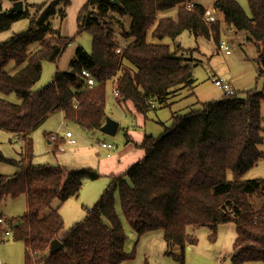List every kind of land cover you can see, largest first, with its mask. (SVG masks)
<instances>
[{
  "label": "trees",
  "instance_id": "obj_1",
  "mask_svg": "<svg viewBox=\"0 0 264 264\" xmlns=\"http://www.w3.org/2000/svg\"><path fill=\"white\" fill-rule=\"evenodd\" d=\"M25 0H0V34L18 20L29 16L27 8L15 13L5 9ZM89 0L78 16L79 33L92 37V52L82 47L66 72L56 71L53 80L34 91L43 63H57L74 39L64 38L51 19L66 12L61 1L51 3L32 20L24 33L0 42V130L23 140L19 160L0 163L16 168L11 175L0 174V237L10 235L25 246V264H122L134 259L126 252L127 233L116 209V195L127 224L141 237L162 231L167 255L185 264L187 246L196 239L188 227H209L216 239L218 227H236L232 264H264V178L243 180L259 160H264L261 104L264 92L226 95L202 104L199 110L172 116V125L154 138L146 135L142 160L125 173L112 177L111 184L86 218L67 231L53 203L78 197L85 180H97L90 168L67 169L60 165L34 164L31 133L54 113L65 122L87 132L99 131L106 123L107 85L119 92V102H131L135 112L146 117L154 104L166 106L168 99L195 79L191 60L178 56L162 41L176 42L187 31L196 38L221 42L220 22L206 23L205 8L194 0ZM65 9L69 1L63 2ZM193 4L192 9L187 5ZM247 14L237 0H216L214 9L224 23L246 34L258 50L259 77H264V0H248ZM95 7L97 11H90ZM176 11V18L164 16ZM109 12L130 19L122 45L112 28L100 23ZM163 16V17H161ZM111 18V16H109ZM148 34L157 42L148 41ZM35 50H32L35 46ZM121 49L120 53L117 50ZM13 64V67L10 66ZM73 71V73H72ZM83 71L95 86L88 85ZM15 95L16 101L9 99ZM51 135L46 137L51 140ZM54 142H62L57 137ZM232 175V180L228 175ZM26 196L27 210L7 218L1 207L7 198ZM7 236V235H6ZM59 239L63 249L54 255L50 244ZM178 248L179 255L173 250Z\"/></svg>",
  "mask_w": 264,
  "mask_h": 264
},
{
  "label": "rangeland",
  "instance_id": "obj_2",
  "mask_svg": "<svg viewBox=\"0 0 264 264\" xmlns=\"http://www.w3.org/2000/svg\"><path fill=\"white\" fill-rule=\"evenodd\" d=\"M61 1L58 9L66 12L65 18L60 16L51 19V25L55 29H60L64 38L74 39L66 48L57 63H43V71L40 80L35 84L33 90L36 91L49 84L56 71L69 70L72 62L76 58V50L82 47L87 53L92 52V37L87 32L79 33L78 16L87 1L83 0H25L24 6L28 10L27 18L16 21L9 30L0 34V42H3L14 35L27 31L32 24V20L42 14V12L53 2ZM69 1L70 5L65 9L63 2ZM216 0H194V3L207 9H214ZM247 14H250L248 0H237ZM5 2V5H8ZM13 7V6H12ZM11 7V8H12ZM213 7V8H212ZM90 11H97L91 7ZM111 16V18L109 17ZM176 13L168 17L176 18ZM215 22L221 24V41L227 42L231 53L227 55L220 50V44L208 41L203 38H196L191 33L183 32L176 42L169 39L162 41L172 49L179 43L181 50L178 56L189 58L192 65V72L195 83L192 88H185L171 96L166 106L154 104L155 110L146 117L137 114L131 102H119V97L113 93L112 83L107 86V117L119 123L121 129L114 136H109L100 131L87 132L74 123L65 122L61 114H54L43 123L33 136L35 149L34 164L36 165H60L71 169L90 168L99 174L97 180H85L84 186L78 197L71 198L63 205L55 202L52 209L58 210L64 221V231H67L78 222L84 220L98 202L104 191L111 184L112 177L107 174L108 167L114 163L119 165L125 163L124 153L128 151V140L135 133H144L158 138L167 127L172 125V116L184 115L193 110L202 108V104L219 101L226 97V92L222 87L215 85L219 80L229 84L236 95H245L248 92H264V77H259L260 63L258 61V50L255 44L248 40L243 32L231 30L223 20V17L216 10L214 11ZM214 22V23H215ZM100 23L112 28L115 37L122 45V48L129 42L123 38V34L128 31L130 19L119 17L113 12H109L105 19H100ZM224 35V36H223ZM148 41L155 43L148 34ZM221 43V42H220ZM33 46L32 50H35ZM13 67V64L10 66ZM117 98V99H116ZM9 99L16 101L15 95ZM261 114L264 118V102L261 104ZM264 138V122L262 124ZM67 132L73 134L75 145L51 143L46 137V133L54 136H64ZM113 144L117 148L112 152L114 159H107V151L102 148L103 144ZM23 140H16L6 132L0 131V150L6 158L19 160L23 152ZM63 148V150H61ZM74 148L75 150H72ZM261 151L264 146H259ZM118 151V152H117ZM137 151V150H135ZM123 160L121 163H118ZM16 168L0 163V174L11 175ZM264 178V160L250 169L243 177V180H254ZM232 180V175H228ZM116 209L121 215L127 233L126 252L134 253V259L122 264H181L166 253L167 243L164 240L162 231L149 232L139 237L127 224L121 213V205L118 195H116ZM27 210L26 196L19 198H7L1 212L4 217L17 218L22 216ZM213 231L209 227H188L187 235L196 239V244L187 246L185 251V264H232L234 242L236 240V227L233 223L222 224L218 227L217 236L212 240ZM175 255L180 254V250H173ZM0 264H25V246L22 242H16L11 235L0 237ZM250 264V263H248ZM262 264V263H251Z\"/></svg>",
  "mask_w": 264,
  "mask_h": 264
},
{
  "label": "crops",
  "instance_id": "obj_3",
  "mask_svg": "<svg viewBox=\"0 0 264 264\" xmlns=\"http://www.w3.org/2000/svg\"><path fill=\"white\" fill-rule=\"evenodd\" d=\"M83 1H87L86 2V4L89 2V0H83ZM85 4V5H86ZM196 4V3H195ZM85 5H84V7H85ZM13 6V4H11V3H9L8 5H5V3H4V8L5 9H9V8H11ZM83 7V8H84ZM82 8V9H83ZM213 8V7H212ZM81 9V10H82ZM205 9H207V8H205ZM176 13V11H172V12H170V13H168V14H166V15H164V16H170L172 13ZM161 17H163V16H161ZM231 29V28H230ZM231 30H233V29H231ZM224 36V35H223ZM157 42V41H156ZM67 70H65L64 72H66ZM173 96H176V94H174ZM117 99V98H116ZM107 107V106H106ZM54 114H56V113H54ZM54 114H52V115H50L46 120H45V122L49 119V118H51ZM57 114H61V116H62V118H63V114L62 113H57ZM106 114H107V112H106ZM118 121H119V127H118V130H117V133L119 132V130L121 129V120L118 118L117 119ZM44 122V123H45ZM40 127V126H39ZM37 130V129H36ZM36 130H34L32 133H31V136H33L34 137V133H35V131ZM0 131H2V130H0ZM4 132V131H3ZM7 133V132H6ZM116 133V134H117ZM7 134H9L10 136H12L10 133H7ZM47 134H49V135H53L52 133H46V135ZM146 135H149V134H147L146 132H144V133H135L133 136H131L130 138H129V140H128V144H129V148H128V151L126 152V153H124V156H123V160H125V163H123V165L122 164H119V165H115L114 163H112L113 165L109 168L108 167V171H107V174H109V175H111V177H114V176H118V175H121V174H123V173H125L126 172V170L130 167V166H132L133 164H135V163H137V162H139L140 160H142V158L144 157V154H145V152H144V150L140 147L141 146V144L143 143V141H144V138H145V136ZM50 136V137H51ZM59 139H61V141L62 142H59L60 144H66V139H65V137L64 136H57ZM49 140V139H48ZM34 142V141H33ZM51 143H54L53 141H51V140H49V144H51ZM56 143H58V142H56ZM105 144V143H104ZM109 144H111V143H109ZM66 145H71V144H66ZM75 145V144H74ZM113 145V144H112ZM115 146V145H114ZM103 148V147H102ZM116 146H115V148L113 149V150H108V149H105V148H103V149H105L106 151H107V159L108 160H111V159H114V156L112 155V152L114 151V150H116ZM72 150H75L74 148H72ZM135 150H137V151H135ZM118 152V151H117ZM123 160H120L118 163H121ZM64 168H67V167H64ZM67 169H71V168H67ZM84 186V185H83ZM65 203V202H64ZM64 203H62V205L64 204ZM58 210H59V208H58ZM251 264V263H250Z\"/></svg>",
  "mask_w": 264,
  "mask_h": 264
},
{
  "label": "built area",
  "instance_id": "obj_4",
  "mask_svg": "<svg viewBox=\"0 0 264 264\" xmlns=\"http://www.w3.org/2000/svg\"><path fill=\"white\" fill-rule=\"evenodd\" d=\"M187 7H188V9H192L194 7V5L188 4ZM214 11L215 10H213V9H206L205 10L204 18H205L206 23H214L216 21V18L214 17ZM220 50L224 51L227 55H229L231 53L230 49L228 48L227 42H225V41H221ZM120 52H121V49H118L117 53H120ZM82 74L86 78L89 86H91V87L95 86V81L90 76L89 72L83 71ZM215 85L218 87H222L225 90L227 95L233 94V89L231 88V86L229 84H225L222 81L216 80ZM113 93L115 94L116 97L119 96V92L116 89H113ZM65 139H66L68 144H71V145L76 144V141L73 139V134L71 132H67L65 134ZM56 140H57V136L52 135L51 141L54 142ZM102 147L105 149H108V150H113L115 148V146L112 144H103ZM61 150H63V148H61ZM0 224H3L2 219H0ZM5 234L7 236L10 235L9 230H6Z\"/></svg>",
  "mask_w": 264,
  "mask_h": 264
},
{
  "label": "water",
  "instance_id": "obj_5",
  "mask_svg": "<svg viewBox=\"0 0 264 264\" xmlns=\"http://www.w3.org/2000/svg\"><path fill=\"white\" fill-rule=\"evenodd\" d=\"M115 4H118L117 0L113 1ZM24 11V3L23 1H19L17 3L13 4V7L11 8V12L19 13ZM176 45H179V43H176ZM73 73V71H72ZM119 127V123L112 120L111 118L107 117L106 118V123L105 125L100 128V132L104 133L109 136H114L117 133ZM63 249V244L59 239H55L51 242L50 248H49V253L51 255L56 254L57 252L61 251Z\"/></svg>",
  "mask_w": 264,
  "mask_h": 264
}]
</instances>
